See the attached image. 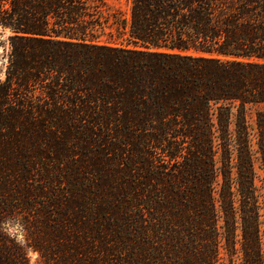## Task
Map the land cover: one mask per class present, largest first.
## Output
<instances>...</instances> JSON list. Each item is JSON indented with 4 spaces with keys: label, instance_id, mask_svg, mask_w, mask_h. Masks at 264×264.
<instances>
[{
    "label": "trees",
    "instance_id": "16d2710c",
    "mask_svg": "<svg viewBox=\"0 0 264 264\" xmlns=\"http://www.w3.org/2000/svg\"><path fill=\"white\" fill-rule=\"evenodd\" d=\"M104 3L0 0V264H264V0Z\"/></svg>",
    "mask_w": 264,
    "mask_h": 264
},
{
    "label": "rangeland",
    "instance_id": "374dc122",
    "mask_svg": "<svg viewBox=\"0 0 264 264\" xmlns=\"http://www.w3.org/2000/svg\"><path fill=\"white\" fill-rule=\"evenodd\" d=\"M105 5L102 6L104 9L103 18L101 19L102 25L104 26V30L102 31L101 38L107 39L109 38V34H113L114 37L116 35L114 23L115 18L113 17V13H117V17L120 16L122 18H128L129 8H130V0H104ZM108 8V9H107ZM119 19V20H120ZM99 30V29H97ZM9 31L6 30L4 32L0 31V80H2L5 76V65H6V54L8 52V44H7V36L9 35ZM257 165V163H256ZM257 172L259 173L258 168L256 167ZM257 183H259L257 181ZM29 264H43L41 256L36 251H29L28 254Z\"/></svg>",
    "mask_w": 264,
    "mask_h": 264
}]
</instances>
